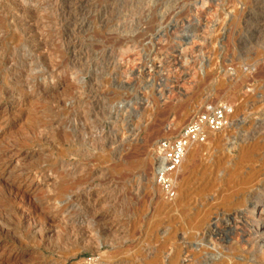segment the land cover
Masks as SVG:
<instances>
[{"label": "rangeland", "instance_id": "374dc122", "mask_svg": "<svg viewBox=\"0 0 264 264\" xmlns=\"http://www.w3.org/2000/svg\"><path fill=\"white\" fill-rule=\"evenodd\" d=\"M18 1L0 0V264H218L242 227L219 240L228 199L264 191V0ZM209 102L230 125L168 202L155 147Z\"/></svg>", "mask_w": 264, "mask_h": 264}, {"label": "bare ground", "instance_id": "6f19581e", "mask_svg": "<svg viewBox=\"0 0 264 264\" xmlns=\"http://www.w3.org/2000/svg\"><path fill=\"white\" fill-rule=\"evenodd\" d=\"M16 1V0H15ZM38 1V0H37ZM14 2V1H13ZM19 10L21 9H25L27 4V1L25 0H19ZM26 2V3H25ZM32 2V1H31ZM49 2V1H48ZM164 2V1H163ZM167 2V1H166ZM30 3V2H29ZM36 2L34 1V3H32V5H28V6H32L31 9H34V11L36 10ZM51 3V2H50ZM49 3V4H50ZM54 3V2H53ZM142 3V2H141ZM35 4V5H34ZM39 4V3H38ZM37 4V5H38ZM71 4V3H70ZM5 5V4H4ZM55 6V5H54ZM136 6V5H135ZM53 7V5H52ZM56 7V6H55ZM46 8V7H45ZM4 9V8H3ZM30 9V8H28ZM30 9V10H31ZM112 9V8H111ZM116 9V8H115ZM135 9V8H134ZM29 10V11H30ZM49 10V9H48ZM1 11V10H0ZM22 11V10H21ZM27 11V10H26ZM28 11V12H29ZM76 11V10H75ZM3 12V11H2ZM23 12V11H22ZM25 12V11H24ZM40 12V11H39ZM46 12V11H45ZM48 12V11H47ZM51 12V11H50ZM58 12V11H57ZM108 12V11H107ZM110 12V11H109ZM120 12V13H119ZM119 15L118 17H120V19H118L119 21L124 18V14L123 11L119 10ZM163 12V11H162ZM261 12V11H260ZM27 13V12H26ZM25 13V15H26ZM33 13V12H32ZM38 13V12H35ZM125 13V12H124ZM254 13V12H253ZM17 14V13H16ZM22 14V13H21ZM41 14V12H40ZM50 14V13H49ZM59 14V13H58ZM65 14V13H63ZM94 14V13H93ZM31 15V14H30ZM36 15V14H35ZM56 15V14H55ZM61 15V14H60ZM130 15V14H129ZM255 15V14H254ZM258 15V14H257ZM24 16V15H23ZM22 15H19V19H20V25L22 26L21 29H23L24 31L26 30L25 27H29V28H33L32 25L30 24V20L28 21L26 18H24ZM38 16V15H37ZM44 16V15H43ZM117 16V15H116ZM263 20H264V12L263 15L261 13L260 15ZM28 17V16H27ZM37 18L36 16H33V18ZM42 17V16H41ZM131 17V16H130ZM55 18V17H54ZM59 18V17H58ZM63 18V17H62ZM126 18V16H125ZM137 19V17H136ZM141 19V18H140ZM62 20V19H61ZM124 20V19H123ZM249 20V19H248ZM44 21V20H43ZM38 23V22H37ZM124 23V22H123ZM137 23V22H136ZM135 23V24H136ZM34 24V23H33ZM36 24V23H35ZM28 25V26H27ZM55 25V24H54ZM125 25V24H124ZM165 25V24H164ZM19 26V25H18ZM119 26V24H118ZM262 26V25H261ZM116 28V27H114ZM123 29V27L120 25L119 26V30L121 31ZM147 29V28H146ZM22 30V31H23ZM40 30V29H39ZM115 30V29H114ZM118 30V31H119ZM136 30V29H135ZM141 30V29H140ZM123 31V30H122ZM131 31V29H130ZM125 32V31H124ZM24 33V32H23ZM129 33V32H128ZM139 32H136V35ZM115 34V33H114ZM148 34V33H147ZM23 35V34H22ZM128 35V34H127ZM144 35V34H143ZM149 35V34H148ZM148 35H146L145 37H148ZM152 35V34H151ZM151 35H149L148 38L151 37ZM112 37V36H111ZM116 37V36H115ZM124 37V36H123ZM134 37V36H133ZM139 38H141L140 36H138ZM123 39V38H122ZM125 39V38H124ZM152 39V38H151ZM126 40V39H125ZM124 40V41H125ZM122 41V40H121ZM123 41V42H124ZM127 41V40H126ZM132 41V40H131ZM136 41V40H135ZM102 42V41H101ZM128 42V41H127ZM126 42V43H127ZM121 43V42H120ZM37 44V43H36ZM39 44V43H38ZM119 44V43H118ZM123 44V43H122ZM29 45V44H28ZM86 45V44H85ZM27 46V45H26ZM118 46V45H117ZM89 47V46H88ZM41 48V47H40ZM112 48V46H111ZM35 49V48H34ZM19 50V49H18ZM42 50V49H41ZM86 50V49H85ZM89 50V49H88ZM112 50V49H111ZM148 50V49H147ZM90 51V50H89ZM50 52V51H49ZM25 53V52H23ZM44 53V51H43ZM51 53V52H50ZM49 53V54H50ZM1 54V53H0ZM46 54V53H45ZM111 54V53H110ZM14 55V54H13ZM51 55V54H50ZM76 55V54H75ZM74 55V56H75ZM88 55V54H87ZM10 56V55H9ZM25 56V55H24ZM36 56V55H35ZM83 56V55H82ZM76 57V56H75ZM11 58V57H10ZM14 58V57H13ZM87 58V57H86ZM18 59V58H17ZM22 59V58H21ZM24 59V58H23ZM39 59V58H38ZM16 60V59H15ZM19 60V59H18ZM17 60V61H18ZM76 60V59H75ZM88 60V59H87ZM48 61V60H47ZM56 61V60H55ZM11 62V61H10ZM20 64H21V60H19ZM32 62V61H30ZM43 62V61H42ZM17 63V62H16ZM41 63V62H40ZM11 64V65H10ZM10 68L12 67V62L10 63ZM26 64V62L24 63ZM34 64V63H33ZM42 64V63H41ZM17 65H19L17 63ZM31 65V63H30ZM15 66V65H14ZM23 66V65H22ZM75 66V65H74ZM6 68V67H5ZM9 68V67H8ZM7 68V69H8ZM20 68V67H19ZM6 69V72H7ZM11 70V69H10ZM31 71V68L29 69ZM34 71V69H33ZM107 71V70H106ZM10 72V71H9ZM16 72V71H15ZM40 73V72H39ZM43 73V72H42ZM11 74V73H10ZM25 74V73H24ZM33 74V72H32ZM52 74V73H51ZM103 74V73H102ZM43 75V74H42ZM41 75V76H42ZM17 76V75H16ZM26 76V75H25ZM29 76V75H27ZM15 77V76H13ZM22 77V76H21ZM34 77V76H33ZM39 77V75L37 76ZM49 77V76H48ZM8 78V77H7ZM16 78V77H15ZM23 78V77H22ZM40 78V77H39ZM43 78V76H42ZM45 78V77H44ZM35 77L33 79H31L30 77H26V80L22 83L24 87H27L28 85L31 86H36L35 84H38L37 82H35ZM48 79V78H47ZM54 79V78H53ZM23 80V79H22ZM32 80V81H31ZM37 80V78H36ZM44 80V79H43ZM46 80V78H45ZM96 80V79H95ZM19 81V80H18ZM21 81V80H20ZM98 81V80H97ZM112 82V81H111ZM14 84V83H13ZM26 89V88H25ZM104 90V89H103ZM15 95V94H14ZM190 111L187 110L186 112H184L178 121V124L181 123L183 121V119L188 115ZM255 129V128H254ZM257 129V128H256ZM264 132V131H263ZM244 133H242L243 135ZM246 134V133H245ZM244 134V135H245ZM243 135V136H244ZM248 135V133H247ZM263 135V133L259 130L253 131L251 134V138L249 136L250 139H254L255 137H261ZM108 137V136H107ZM246 137V136H245ZM246 137V138H247ZM245 139V138H244ZM248 139V138H247ZM261 142V141H260ZM102 151V150H101ZM188 158V157H187ZM71 168V167H70ZM67 170V168H66ZM261 181V180H260ZM263 183V182H262ZM250 184L249 180L246 181L243 185L242 188L240 189V192L236 193L234 196H232V199H228L229 203L228 207L225 208V210L223 209V211H226L228 213H231V217L234 216V218L232 219V222L234 220V225H232L231 219L227 220L226 223H224L223 225V229L218 230L217 235L220 237L219 240L223 241L225 238H229V236H231L230 234H232V230H234L235 227L239 226L241 228H238L240 233H238V237L234 240H236L235 242L231 243L229 246L225 247L221 246L222 249V257L218 260V264H264V191L259 192L258 194H256V196L253 198L250 197L249 195V191L247 190V186ZM258 184V183H257ZM260 184V183H259ZM241 185V184H240ZM262 185V184H261ZM154 186H156L155 181H154ZM254 186V185H253ZM253 204L254 207L249 210L248 212L245 213V207L248 204ZM221 205V204H220ZM88 209V208H87ZM219 211V210H218ZM97 212V211H96ZM221 212V211H220ZM219 212V213H220ZM213 214V213H212ZM222 215V214H221ZM220 215V216H221ZM228 215V214H227ZM217 217L218 214H216ZM225 216V215H224ZM212 217V216H211ZM216 217V218H217ZM208 218V216L206 217ZM229 219V218H228ZM216 220V219H215ZM206 222V221H205ZM218 223V222H217ZM256 224L260 225V230H253L252 227L255 226ZM207 225V224H205ZM203 227V226H202ZM104 228V227H103ZM117 232V231H116ZM237 232V231H236ZM235 232V235H236ZM109 233V232H108ZM107 233V234H108ZM123 234V233H122ZM121 234V235H122ZM118 235V234H117ZM112 236V235H111ZM121 237V236H120ZM125 237V235H123L121 238ZM115 239V238H114ZM231 239V238H230ZM238 239V240H237ZM75 240V239H74ZM118 241V240H115ZM217 245V244H216ZM225 247V248H224ZM219 248V246H218ZM218 254V253H217ZM217 258V257H216ZM203 259V258H202ZM209 259H204L203 264H209L210 262H208ZM197 263V262H196ZM202 264V263H201Z\"/></svg>", "mask_w": 264, "mask_h": 264}, {"label": "built area", "instance_id": "2783aa9c", "mask_svg": "<svg viewBox=\"0 0 264 264\" xmlns=\"http://www.w3.org/2000/svg\"><path fill=\"white\" fill-rule=\"evenodd\" d=\"M233 114L231 104L206 103L176 135L157 143L154 181L166 201L172 202L178 196L179 173L187 154L206 144L212 135L224 131Z\"/></svg>", "mask_w": 264, "mask_h": 264}]
</instances>
